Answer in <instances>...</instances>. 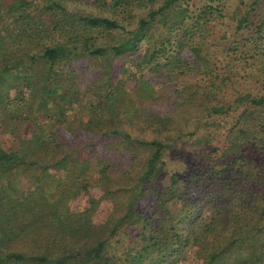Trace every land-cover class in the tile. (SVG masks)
I'll return each mask as SVG.
<instances>
[{
  "label": "trees",
  "instance_id": "1",
  "mask_svg": "<svg viewBox=\"0 0 264 264\" xmlns=\"http://www.w3.org/2000/svg\"><path fill=\"white\" fill-rule=\"evenodd\" d=\"M191 1L0 0V264H264V0Z\"/></svg>",
  "mask_w": 264,
  "mask_h": 264
},
{
  "label": "rangeland",
  "instance_id": "2",
  "mask_svg": "<svg viewBox=\"0 0 264 264\" xmlns=\"http://www.w3.org/2000/svg\"><path fill=\"white\" fill-rule=\"evenodd\" d=\"M226 6L228 7H233V5L237 2V0H222ZM191 2H195L196 4L200 2V0H192ZM77 7H81L84 8L86 10L89 11H96V8L94 7V4L92 3V0H80V2L77 4ZM218 30H223L224 31V39L222 40H215V48L217 50L218 53H222L226 50V48H228L232 43H235L238 46L242 45V42L244 40V37L246 35V31H239L242 32L241 35L238 36L239 32H234L232 26L230 25H225V24H221L218 27ZM251 91V92H260L258 89H256V87L249 83H235L232 85V87L230 88V91ZM90 136V134L86 133V132H81V135L79 136L81 139L86 140L88 139ZM183 151L182 150H172L170 152H166L164 154L163 160H164V173H168L169 171H176V172H180L183 168V158L182 156ZM181 154V155H180ZM27 180L25 178H21L20 181H18V184L16 185L17 187V191L24 189L27 186ZM84 199L85 197L83 196H78L76 197V199L74 200V202L70 201L69 203L73 206H75L76 209H82L85 207L84 204ZM73 206V207H74ZM106 208L105 205H103L102 202H100L99 204H97V206L94 209L93 212V216L92 219H97L100 220L102 219L105 214H106Z\"/></svg>",
  "mask_w": 264,
  "mask_h": 264
}]
</instances>
